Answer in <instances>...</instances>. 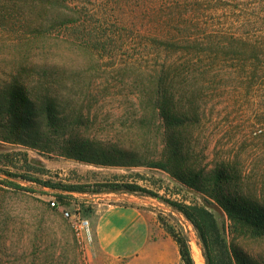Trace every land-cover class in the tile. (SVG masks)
Here are the masks:
<instances>
[{"label": "trees", "instance_id": "1", "mask_svg": "<svg viewBox=\"0 0 264 264\" xmlns=\"http://www.w3.org/2000/svg\"><path fill=\"white\" fill-rule=\"evenodd\" d=\"M93 1L0 0V17H17L22 31L15 46H6L17 54L16 71L0 90L10 101L6 123L14 143L26 134L31 139L34 129L40 134V121L48 126L91 121L86 113L108 105L106 120L135 128L139 143L156 141L161 129L175 131L199 121L198 109L207 103L244 112L236 132L243 141L264 139V0ZM17 103L26 107L23 113ZM5 155L13 167L10 157L19 154ZM20 155L18 162L27 164L26 154ZM0 174L18 190L23 189L18 182L59 189L29 176ZM222 175L215 179L221 181ZM109 191L162 200L192 225L205 264H233L223 233L203 205L163 200L134 183H115ZM248 203L249 216L224 208L230 218L263 235L264 213ZM162 227L177 244L181 262L194 264L186 240Z\"/></svg>", "mask_w": 264, "mask_h": 264}, {"label": "rangeland", "instance_id": "2", "mask_svg": "<svg viewBox=\"0 0 264 264\" xmlns=\"http://www.w3.org/2000/svg\"><path fill=\"white\" fill-rule=\"evenodd\" d=\"M20 25L13 15L0 17V90L1 82H10L16 71L13 57L17 54L6 46L18 43ZM5 96L0 95V170L48 181L58 190L81 188L70 200L88 218L99 206L135 202L148 206L161 226H170L186 240L194 264L195 248L200 254L197 263L205 264L197 233L181 214L146 193L111 192L109 188L115 183H134L163 200L197 202L213 214L233 264H264V234L253 233L224 208L249 216L250 202L264 213V139L246 142L236 133L243 111L224 103H207L198 109L199 121L192 119L175 131L161 129L156 141L139 143L135 128L126 130L122 120L105 119L112 109L108 105L86 113L91 121L60 126L40 121V134L34 129L31 139L26 134L14 143L6 123L11 105ZM15 107L20 113L26 108L20 103ZM31 144L36 145L27 146ZM5 154H19L10 157L13 167ZM20 154H26L28 165L18 162L23 159ZM152 163L163 167H149ZM218 173H223L221 181L215 179ZM6 180L0 174V264H89V250L78 243L61 212L49 208L50 192L58 191L22 182L18 183L23 189L18 190Z\"/></svg>", "mask_w": 264, "mask_h": 264}, {"label": "crops", "instance_id": "3", "mask_svg": "<svg viewBox=\"0 0 264 264\" xmlns=\"http://www.w3.org/2000/svg\"><path fill=\"white\" fill-rule=\"evenodd\" d=\"M100 207L89 217V264H181L152 208L137 202Z\"/></svg>", "mask_w": 264, "mask_h": 264}, {"label": "built area", "instance_id": "4", "mask_svg": "<svg viewBox=\"0 0 264 264\" xmlns=\"http://www.w3.org/2000/svg\"><path fill=\"white\" fill-rule=\"evenodd\" d=\"M50 193L52 195L47 200L49 207L61 212L62 216L68 221L78 243L86 249L91 240L89 218L78 203L70 200V197L74 196L71 195L72 193L64 191H51Z\"/></svg>", "mask_w": 264, "mask_h": 264}, {"label": "bare ground", "instance_id": "5", "mask_svg": "<svg viewBox=\"0 0 264 264\" xmlns=\"http://www.w3.org/2000/svg\"><path fill=\"white\" fill-rule=\"evenodd\" d=\"M195 252L197 253V257L195 258L196 264H202V263H197V261L200 259V254L199 251L195 248Z\"/></svg>", "mask_w": 264, "mask_h": 264}]
</instances>
